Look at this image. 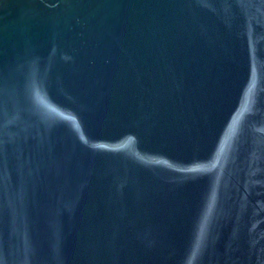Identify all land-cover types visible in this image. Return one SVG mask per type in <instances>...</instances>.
<instances>
[{"label":"water","instance_id":"obj_1","mask_svg":"<svg viewBox=\"0 0 264 264\" xmlns=\"http://www.w3.org/2000/svg\"><path fill=\"white\" fill-rule=\"evenodd\" d=\"M0 264H264V0H0Z\"/></svg>","mask_w":264,"mask_h":264}]
</instances>
